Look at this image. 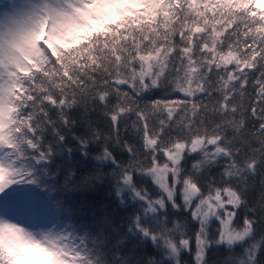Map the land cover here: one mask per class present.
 <instances>
[{"label": "snow or ice", "instance_id": "snow-or-ice-1", "mask_svg": "<svg viewBox=\"0 0 264 264\" xmlns=\"http://www.w3.org/2000/svg\"><path fill=\"white\" fill-rule=\"evenodd\" d=\"M0 264H264V0H0Z\"/></svg>", "mask_w": 264, "mask_h": 264}, {"label": "trees", "instance_id": "trees-1", "mask_svg": "<svg viewBox=\"0 0 264 264\" xmlns=\"http://www.w3.org/2000/svg\"><path fill=\"white\" fill-rule=\"evenodd\" d=\"M164 95L165 94L163 92H160V91L149 93V96H151L152 98H163ZM171 98L176 99V98H179V97L176 94H172ZM142 103H143V101H142ZM101 127H106V124L104 122H101ZM78 130H79V128H78ZM121 135H122L123 138H127V139H130V140H133V141L135 140V137H133L131 135V130H129L128 136H125V134L123 132V128H122L121 129ZM102 147H103V142L102 141L99 144L93 143L92 145H90V156L97 155L101 151ZM114 154L117 155L118 159L123 160V159L126 158V157H124V156H122L120 154V150L119 149H116ZM60 159L61 158H59V157L57 158V163L60 162ZM96 166H97V162L96 161H89V163H88V165L86 167H87L88 170H91L92 168H94ZM100 170L103 173H105V174H107V173L112 171L111 167H109L107 164L100 165ZM90 195L92 197H94V202H95V207H96V210H97V215L100 214V204L106 205L109 209L116 208L117 217H123V216L127 215V213L124 210L119 209V208L116 207L117 201L115 199L114 194L111 193L108 183L103 184L102 186H100L97 189V191L95 193H92ZM74 198H78L81 201L86 199V197L81 196L80 194H74ZM209 256H210V260H214V259H217V258H222L223 257V252L221 251L219 253V257H213L212 253H210ZM185 259H190V258L185 256Z\"/></svg>", "mask_w": 264, "mask_h": 264}]
</instances>
